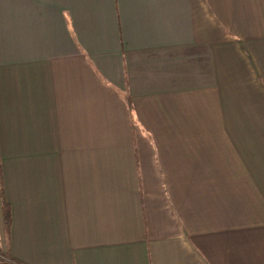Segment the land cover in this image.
Listing matches in <instances>:
<instances>
[{"label":"crops","instance_id":"1","mask_svg":"<svg viewBox=\"0 0 264 264\" xmlns=\"http://www.w3.org/2000/svg\"><path fill=\"white\" fill-rule=\"evenodd\" d=\"M6 254L264 264V0H0Z\"/></svg>","mask_w":264,"mask_h":264},{"label":"trees","instance_id":"2","mask_svg":"<svg viewBox=\"0 0 264 264\" xmlns=\"http://www.w3.org/2000/svg\"><path fill=\"white\" fill-rule=\"evenodd\" d=\"M2 212H3V220H4V234L5 237L8 239V234H9V228H10V210L9 206L5 203L3 197H2ZM6 259L19 264L17 261H15L9 254L5 255Z\"/></svg>","mask_w":264,"mask_h":264}]
</instances>
